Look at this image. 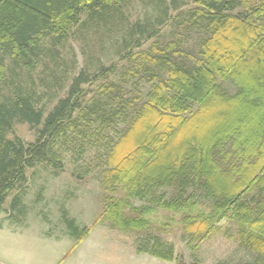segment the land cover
<instances>
[{"label":"trees","instance_id":"16d2710c","mask_svg":"<svg viewBox=\"0 0 264 264\" xmlns=\"http://www.w3.org/2000/svg\"><path fill=\"white\" fill-rule=\"evenodd\" d=\"M138 6L146 17L132 24ZM167 28L172 35L196 32V47L153 42ZM125 31L117 50L122 71L102 65L96 74L82 71L49 113L37 108L22 81L8 83L18 70L57 65L60 46L74 34L101 45L104 37ZM143 78L159 83L145 92ZM1 83L14 92L0 97V213L9 195L27 183L29 170L44 165L64 171L58 147L72 141L70 134L82 135L83 142L90 135L94 145L106 141V185L126 191L106 210L120 230L149 227L130 200L152 195L170 212L185 211L195 208V198L185 201L183 192L194 187L213 209L184 217L190 240L207 238L227 218L241 225L242 246L264 261V0H0ZM19 124L37 129L35 142L15 135ZM173 187L182 191L180 198L156 195ZM253 191L255 208L243 200ZM127 207L135 217H125ZM67 224L75 239L88 236L75 220ZM152 252L162 260L174 255L159 240Z\"/></svg>","mask_w":264,"mask_h":264},{"label":"rangeland","instance_id":"374dc122","mask_svg":"<svg viewBox=\"0 0 264 264\" xmlns=\"http://www.w3.org/2000/svg\"><path fill=\"white\" fill-rule=\"evenodd\" d=\"M143 14L141 7H136L130 16L132 24L145 18ZM171 30L164 29L162 38L153 42L165 45L169 41H179V47L184 50L196 47V32L187 33L180 29L172 35ZM125 35L128 37L127 31L111 39L104 37L100 45L95 44L91 36L86 39L80 32L74 34L60 46L61 57L57 65L42 63L24 73L18 70L15 82L9 74L8 83L19 85L22 81L27 93L35 94L37 108L49 113L60 99L66 97L72 80L82 71L96 74L99 65L107 69L118 66L122 71L125 62L117 55V50ZM44 43L49 48L50 40ZM151 44L147 43L144 48H150ZM133 51L138 52L139 49ZM110 79L118 81L120 78L119 75H111ZM157 83L158 80L143 78L142 88L147 92ZM8 85L0 84V97L14 92V88ZM94 87L92 85V89ZM225 87L231 95L236 93L235 87L229 84ZM120 126L119 129L123 128ZM15 135L32 143L36 141L38 131L28 124H19L15 127ZM69 136L72 141L65 142L68 146L58 147L65 165L63 172L56 174L52 168L40 165L29 170L27 183L9 195L4 211L0 213V264H264L256 253L242 246L239 237L241 225L234 220L225 218L216 222L210 236L203 238L200 235L193 242L190 240L184 227V217L199 213L209 215L213 209V202L205 192L194 187L183 192V200L195 198V208L185 211L170 212L154 204L152 195L130 200L131 206L138 210L136 217L148 220L149 227L144 231L120 230L109 219L106 210L110 201L125 199L126 191L122 186L116 191L106 185L105 172L109 165L107 153L101 147L106 145V141L94 145V137L90 138V135L87 139L90 142H83L82 135ZM83 144L84 154L81 151ZM180 192L173 187L156 195L164 193L170 201L177 199ZM255 195H258L257 191L243 198L251 208H255L252 203ZM259 198L264 200V194ZM124 214L127 218L135 217L128 207ZM66 220H75L80 230L85 228L89 231L88 236L81 241L75 239ZM158 240L166 249L173 250L172 260H162L153 254Z\"/></svg>","mask_w":264,"mask_h":264}]
</instances>
